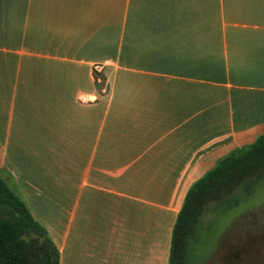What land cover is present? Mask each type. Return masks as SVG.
Wrapping results in <instances>:
<instances>
[{"label": "crops", "instance_id": "0c3cea01", "mask_svg": "<svg viewBox=\"0 0 264 264\" xmlns=\"http://www.w3.org/2000/svg\"><path fill=\"white\" fill-rule=\"evenodd\" d=\"M263 133L264 0H0V172L60 264H169L191 185Z\"/></svg>", "mask_w": 264, "mask_h": 264}, {"label": "trees", "instance_id": "16d2710c", "mask_svg": "<svg viewBox=\"0 0 264 264\" xmlns=\"http://www.w3.org/2000/svg\"><path fill=\"white\" fill-rule=\"evenodd\" d=\"M264 185V133L234 149L189 188L172 236L169 264H202L214 227ZM0 264H60V250L0 172Z\"/></svg>", "mask_w": 264, "mask_h": 264}, {"label": "rangeland", "instance_id": "374dc122", "mask_svg": "<svg viewBox=\"0 0 264 264\" xmlns=\"http://www.w3.org/2000/svg\"><path fill=\"white\" fill-rule=\"evenodd\" d=\"M93 76L102 97H108L110 87L102 67H94ZM1 175L17 192L6 173ZM212 234L200 255L205 258L202 264H264V185L254 197L235 209L223 225L214 227Z\"/></svg>", "mask_w": 264, "mask_h": 264}, {"label": "built area", "instance_id": "2783aa9c", "mask_svg": "<svg viewBox=\"0 0 264 264\" xmlns=\"http://www.w3.org/2000/svg\"><path fill=\"white\" fill-rule=\"evenodd\" d=\"M97 67H101V66H96L95 68L97 69Z\"/></svg>", "mask_w": 264, "mask_h": 264}]
</instances>
